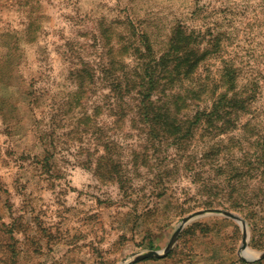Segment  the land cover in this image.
I'll list each match as a JSON object with an SVG mask.
<instances>
[{
    "label": "rangeland",
    "instance_id": "rangeland-1",
    "mask_svg": "<svg viewBox=\"0 0 264 264\" xmlns=\"http://www.w3.org/2000/svg\"><path fill=\"white\" fill-rule=\"evenodd\" d=\"M179 30L197 34L200 61L174 86H217L230 63L257 89L225 134L164 131L111 83L159 68ZM6 45L0 264H124L168 245L130 264H264V0H0V64ZM206 208L245 228L206 215L176 233Z\"/></svg>",
    "mask_w": 264,
    "mask_h": 264
},
{
    "label": "trees",
    "instance_id": "trees-1",
    "mask_svg": "<svg viewBox=\"0 0 264 264\" xmlns=\"http://www.w3.org/2000/svg\"><path fill=\"white\" fill-rule=\"evenodd\" d=\"M141 36L143 44L150 47L146 34L142 33ZM197 37L193 31H176L170 39L166 54L157 62L159 68L147 63L143 68L144 71H137L133 78L123 79L115 75L111 83L119 91L133 90L137 99L136 113L146 121L165 125L164 131L189 132L193 123L197 126L205 124L209 132L214 131L215 136H218L228 132L230 124L231 127H236L234 120H238L250 110L257 89L254 84L248 86L239 84L238 74L230 63L224 67L220 84L217 86L200 83L197 78L193 80V85L184 89L174 86L175 79L182 81L184 75L188 76L194 72L200 61L196 46L190 45L192 40L197 41ZM12 48L6 45L3 61L0 64V84L5 86L10 85V77L17 67L14 64L16 57L12 56L14 53ZM169 63L172 66H169ZM17 88L21 92L19 94H26L22 84L17 85ZM0 99L2 106L12 103L6 94L0 96ZM208 102H210L209 108L205 106L200 108L201 103ZM193 104L196 106V111L188 117L183 109Z\"/></svg>",
    "mask_w": 264,
    "mask_h": 264
},
{
    "label": "water",
    "instance_id": "water-1",
    "mask_svg": "<svg viewBox=\"0 0 264 264\" xmlns=\"http://www.w3.org/2000/svg\"><path fill=\"white\" fill-rule=\"evenodd\" d=\"M206 215H225V216H228L238 222H240L243 226V228H245V223L243 221V219L241 218V216H239L238 214L232 212V211H229V210H226V209H221V208H206V209H201V210H197V211H194L192 213H189L188 215H186L181 223L179 224L177 230H176V233H178L180 231V229L187 223V222H190L192 220H195L199 217H202V216H206ZM246 243V234L244 232V238H243V245H245ZM170 248V245L167 246L165 252ZM165 252L163 253H160L159 251L157 250H153V249H150V250H146V251H143V252H138V253H135L133 254L131 257L127 258L125 261H124V264H130L131 262L135 261V260H138V259H142V258H145V257H150V256H161L163 255ZM258 257H264V251L261 252L259 254ZM253 258V257H252ZM251 258V259H252Z\"/></svg>",
    "mask_w": 264,
    "mask_h": 264
}]
</instances>
